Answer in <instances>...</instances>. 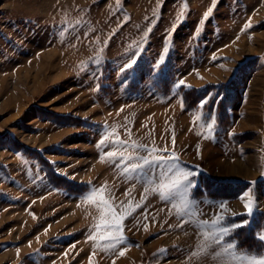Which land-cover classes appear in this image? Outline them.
<instances>
[{"label": "rangeland", "instance_id": "obj_1", "mask_svg": "<svg viewBox=\"0 0 264 264\" xmlns=\"http://www.w3.org/2000/svg\"><path fill=\"white\" fill-rule=\"evenodd\" d=\"M105 127L109 140L175 152L197 173L199 218L223 203L225 225L250 221L226 240L264 251V0H0V264H217L190 258L197 229L179 227L152 185L101 159L114 150L98 147ZM93 187L117 212L141 205L115 252L101 250V212L82 199Z\"/></svg>", "mask_w": 264, "mask_h": 264}, {"label": "snow or ice", "instance_id": "obj_2", "mask_svg": "<svg viewBox=\"0 0 264 264\" xmlns=\"http://www.w3.org/2000/svg\"><path fill=\"white\" fill-rule=\"evenodd\" d=\"M211 12L212 8H209L204 14V18L207 19ZM78 26L68 25L67 27L71 30L73 27ZM251 27V23H246L242 31ZM87 35L88 33L86 32L85 38H87ZM139 55L140 53H136L135 57L120 69L121 74L134 68ZM101 62L102 54L98 53L90 61L79 67L85 69L88 63L99 65ZM163 62V57H161L154 68L160 69ZM183 86H185L183 79L174 85L176 88ZM206 103L207 100L200 101L199 106L203 107ZM200 119L203 120V114H201ZM205 127L209 134L216 131L214 116L212 117V122L206 123ZM230 135L233 134L230 133ZM101 136L98 147L102 149L111 145L112 149H114L102 154V160L106 159L109 164H115L116 169L121 171L126 180H136L138 183L152 185L151 191L158 194L163 202L171 205L169 212L171 213L174 210L177 219L180 221L179 227L189 223L197 229L199 247L198 250L190 253V258L199 259L211 254L212 259L217 264H240L242 261L247 262V264H264V251H245L239 248L235 239L226 240L235 229L248 226L250 224L248 219L243 220L241 224L225 225L226 217L223 212L226 209L223 203L217 205L220 211L216 212L211 220L199 218L203 215L202 209L196 206L197 201L195 199H189V190L197 186V182L193 179L197 173L182 166L175 152H171L167 148L149 147L136 141L129 143L119 138L109 140V136H115V130L109 133L107 127L104 128ZM141 153H146V155ZM164 153H167V155H164ZM157 180L159 183H156ZM145 191H148L147 187ZM248 195L251 198L244 203L246 211L243 215L252 217L258 209V201L254 196H251V193ZM104 196L103 188L97 189L93 187L83 195L82 199L94 204L98 211L101 212L102 223L95 226L96 234H99V240L102 242L101 250L115 252L119 245L126 244L127 238L122 234L123 222L141 205H133L130 201L128 209L117 212L115 206L108 199H105ZM144 198L142 195L141 199L143 200ZM241 200L243 202L244 194H242ZM101 232L103 234H100ZM90 238L96 240L97 235L94 234ZM255 238L264 243V228L257 230ZM212 249H216V251L212 252ZM163 251H166V249L161 250V252ZM124 254L125 251L123 249L118 253L120 256ZM89 261L91 264V255ZM113 264H115L114 261Z\"/></svg>", "mask_w": 264, "mask_h": 264}, {"label": "trees", "instance_id": "obj_3", "mask_svg": "<svg viewBox=\"0 0 264 264\" xmlns=\"http://www.w3.org/2000/svg\"><path fill=\"white\" fill-rule=\"evenodd\" d=\"M248 250H253L254 249V244H252L250 247L247 248Z\"/></svg>", "mask_w": 264, "mask_h": 264}, {"label": "bare ground", "instance_id": "obj_4", "mask_svg": "<svg viewBox=\"0 0 264 264\" xmlns=\"http://www.w3.org/2000/svg\"><path fill=\"white\" fill-rule=\"evenodd\" d=\"M237 164L233 165V166H236ZM233 166L231 168H233Z\"/></svg>", "mask_w": 264, "mask_h": 264}]
</instances>
